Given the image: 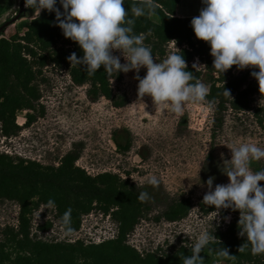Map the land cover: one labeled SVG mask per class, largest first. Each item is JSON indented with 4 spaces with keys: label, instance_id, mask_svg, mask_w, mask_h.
Returning <instances> with one entry per match:
<instances>
[{
    "label": "rangeland",
    "instance_id": "374dc122",
    "mask_svg": "<svg viewBox=\"0 0 264 264\" xmlns=\"http://www.w3.org/2000/svg\"><path fill=\"white\" fill-rule=\"evenodd\" d=\"M202 7L201 0H181L177 15L194 17ZM34 18L33 10L25 7L24 0H0V38H10L20 22ZM174 52L176 48L171 43L167 46V57ZM113 54L121 55L119 50ZM125 62L121 55V63ZM194 64L204 72L201 82L207 86L209 76L203 65L198 60ZM246 68L235 67L233 74L240 75ZM145 73L143 67L139 73H117L120 79L112 80L111 87L117 100L125 105L115 108L104 98L92 100L87 95L89 86H74L66 68L49 65L36 82L40 94L37 104L43 107V116L25 127L26 113L19 112L16 121L23 130L10 138L0 134L1 153L44 166H57L66 154H77L75 165L87 174H115L134 185L138 193L147 191L151 199L143 202L149 210L144 211L127 237V244L141 254L192 247L204 230L214 233L232 223L235 220L232 209L209 214L200 211L201 206L205 210L209 207L202 201L209 191L206 181L209 176L214 177L213 188L228 182L223 171L228 166L225 161L231 158L229 148L241 143L264 148V112L260 113L263 125L254 116L256 109L264 108V98L259 94L253 96L252 109L247 112L228 109L219 115L214 106L204 101L187 103L183 114L177 116L169 110L162 112L150 96H138L137 76L142 78ZM251 168L253 171L264 168V158L253 161ZM153 174L160 181L158 187L147 183ZM183 198H189L193 205L187 216L175 223L155 221L167 205ZM221 212L226 213L224 221ZM18 213L16 203L0 201V230L17 226ZM31 219V236L46 242L101 243L116 236V224L98 211L82 217L80 230L71 234L60 227L51 207L41 206ZM46 222L52 227L41 232L38 227Z\"/></svg>",
    "mask_w": 264,
    "mask_h": 264
},
{
    "label": "trees",
    "instance_id": "16d2710c",
    "mask_svg": "<svg viewBox=\"0 0 264 264\" xmlns=\"http://www.w3.org/2000/svg\"><path fill=\"white\" fill-rule=\"evenodd\" d=\"M181 0H158L155 14L147 13L134 17L132 6L139 0H124V8L129 18L135 19L134 34L144 36V45L149 46L155 60L167 58V46L171 43L183 54L187 70L194 74L192 83L201 82L203 71L193 67L198 60L209 76V93L205 102L214 106L218 114L226 112H247L252 109L251 102L255 94L264 98V85L259 86L251 76L256 68H246L235 76L232 66L222 75L212 68L213 57L207 42L195 37L190 26L193 17H180L177 10ZM59 7V3H57ZM32 10V9H31ZM24 30L23 35L19 31ZM175 41V42H174ZM176 49V52L178 51ZM82 57L78 44L64 37L56 26L54 13L41 11L38 18L23 21L17 25L16 33L10 38H0V134L5 138L15 137L23 126L17 124L19 112H25V127H29L38 117L43 116L39 88L36 84L43 68L53 65L68 70L74 86H89L87 95L92 100L104 98L115 108H122L124 101H118L111 87L112 80H119L120 74L109 76L103 66L94 75H89L84 65L74 66L68 60L71 53ZM224 89L230 96L224 94ZM264 108L254 111L259 125L260 113ZM37 113V115L35 114ZM221 124V117L218 119ZM264 127V126H263ZM78 155L68 153L61 158L57 166H44L39 162L26 160L0 152V201H9L19 208L17 226H5L0 230V264H183L184 256L191 255L192 247L178 246L169 252H146L141 254L127 244L128 235L149 207L139 199L134 185L111 173L96 176L87 174L75 165ZM54 201V207L48 204ZM41 206L51 207L55 219L62 226L64 212L71 208V227L78 232L82 217L93 211L109 216L116 224V236L101 243L86 244L75 242H46L31 236V217ZM193 205L189 198L172 201L155 218L175 223L187 216ZM213 206L203 214L215 212ZM235 220L225 229H216L209 245L200 253L204 264H264V254L254 256L250 245L245 251L238 249L246 243V237L239 235V210H231ZM225 212H221L224 221ZM52 227L50 222L38 227L46 232ZM66 233V234H71ZM219 248H227L235 259L218 255Z\"/></svg>",
    "mask_w": 264,
    "mask_h": 264
},
{
    "label": "clouds",
    "instance_id": "9594fccd",
    "mask_svg": "<svg viewBox=\"0 0 264 264\" xmlns=\"http://www.w3.org/2000/svg\"><path fill=\"white\" fill-rule=\"evenodd\" d=\"M201 3L203 7L191 19L190 26L195 37L209 45L212 68L221 75L232 66L238 70L256 68L258 71L250 74L259 86L264 85V0H201ZM24 4L33 10L36 18L41 11L54 13L56 26L64 37L76 42L83 52L79 58L75 52L71 53L68 60L74 66L84 65L89 75H94L101 66L109 76L114 72L139 73L143 67L145 75L137 76L138 96H150L162 112L169 110L177 116L183 114L187 103L206 100L209 88L203 82L192 83L194 74L187 70L186 60L176 47L177 52L156 62L151 48L143 43L144 36L134 34L135 19L129 18L124 0H24ZM158 6V0H139L131 11L138 18L147 13L155 14ZM114 50H119L125 63H121V55L113 54ZM224 94L230 96L225 89ZM229 149L231 158L225 161L228 166L223 171L228 182L213 188L214 177L209 176L206 181L209 191L202 201L217 212L220 209L239 210V235L246 237V243L238 250L243 252L250 245L252 255H262L264 184L259 182L264 181V168L253 171L251 164L264 158V148L254 143H241ZM147 183L158 187L160 181L153 174L147 178ZM139 199L143 202L151 197L147 191H142ZM48 204L55 206L51 199ZM71 211L68 208L62 216L66 233L73 231ZM211 240H216L211 230L201 232L191 255L184 256L183 264H204L200 253ZM218 255L235 259L227 248H219ZM78 264H83V260Z\"/></svg>",
    "mask_w": 264,
    "mask_h": 264
},
{
    "label": "built area",
    "instance_id": "2783aa9c",
    "mask_svg": "<svg viewBox=\"0 0 264 264\" xmlns=\"http://www.w3.org/2000/svg\"><path fill=\"white\" fill-rule=\"evenodd\" d=\"M5 154H8L7 152H5ZM10 155V154H9Z\"/></svg>",
    "mask_w": 264,
    "mask_h": 264
},
{
    "label": "water",
    "instance_id": "95a60500",
    "mask_svg": "<svg viewBox=\"0 0 264 264\" xmlns=\"http://www.w3.org/2000/svg\"><path fill=\"white\" fill-rule=\"evenodd\" d=\"M2 29V28H1Z\"/></svg>",
    "mask_w": 264,
    "mask_h": 264
}]
</instances>
